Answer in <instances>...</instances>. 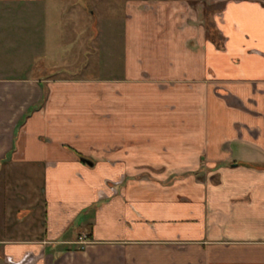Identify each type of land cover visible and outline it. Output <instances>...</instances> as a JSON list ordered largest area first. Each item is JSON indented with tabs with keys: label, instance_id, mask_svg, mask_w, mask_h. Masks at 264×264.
I'll list each match as a JSON object with an SVG mask.
<instances>
[{
	"label": "crops",
	"instance_id": "0c3cea01",
	"mask_svg": "<svg viewBox=\"0 0 264 264\" xmlns=\"http://www.w3.org/2000/svg\"><path fill=\"white\" fill-rule=\"evenodd\" d=\"M62 1L0 0V44ZM124 17L119 77H0V264H264V0Z\"/></svg>",
	"mask_w": 264,
	"mask_h": 264
},
{
	"label": "rangeland",
	"instance_id": "374dc122",
	"mask_svg": "<svg viewBox=\"0 0 264 264\" xmlns=\"http://www.w3.org/2000/svg\"><path fill=\"white\" fill-rule=\"evenodd\" d=\"M126 2L63 0L50 3L56 13L44 27V33H25L12 38L9 46L0 44V53L6 49L0 55V77L33 74L46 79L90 78L99 85L106 78L121 76L127 63ZM54 4L61 8H52ZM220 10L217 5L205 3L204 26L216 27L215 18ZM25 230V234L32 233L31 229Z\"/></svg>",
	"mask_w": 264,
	"mask_h": 264
},
{
	"label": "flooded vegetation",
	"instance_id": "af4514ba",
	"mask_svg": "<svg viewBox=\"0 0 264 264\" xmlns=\"http://www.w3.org/2000/svg\"><path fill=\"white\" fill-rule=\"evenodd\" d=\"M31 259H33V258H27L26 260L24 259L21 263H15V262H12V261H10V259H7V261L10 263V264H25V261H31Z\"/></svg>",
	"mask_w": 264,
	"mask_h": 264
},
{
	"label": "water",
	"instance_id": "95a60500",
	"mask_svg": "<svg viewBox=\"0 0 264 264\" xmlns=\"http://www.w3.org/2000/svg\"><path fill=\"white\" fill-rule=\"evenodd\" d=\"M82 160H83L87 165H89V166H93V165H94L93 161H91V160H89V159H85V158H83Z\"/></svg>",
	"mask_w": 264,
	"mask_h": 264
},
{
	"label": "built area",
	"instance_id": "2783aa9c",
	"mask_svg": "<svg viewBox=\"0 0 264 264\" xmlns=\"http://www.w3.org/2000/svg\"><path fill=\"white\" fill-rule=\"evenodd\" d=\"M81 240H83V239L81 238Z\"/></svg>",
	"mask_w": 264,
	"mask_h": 264
},
{
	"label": "trees",
	"instance_id": "16d2710c",
	"mask_svg": "<svg viewBox=\"0 0 264 264\" xmlns=\"http://www.w3.org/2000/svg\"><path fill=\"white\" fill-rule=\"evenodd\" d=\"M83 159V158H82Z\"/></svg>",
	"mask_w": 264,
	"mask_h": 264
}]
</instances>
